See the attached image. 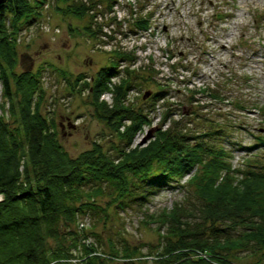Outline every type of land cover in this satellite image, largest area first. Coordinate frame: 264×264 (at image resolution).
Segmentation results:
<instances>
[{
    "label": "trees",
    "instance_id": "1",
    "mask_svg": "<svg viewBox=\"0 0 264 264\" xmlns=\"http://www.w3.org/2000/svg\"><path fill=\"white\" fill-rule=\"evenodd\" d=\"M101 4L0 3V264H147V259L151 264H264V136L254 135L251 144L242 145L230 139L234 123L195 111L173 117L161 85L146 108L126 103L137 78L130 69L132 54L109 50L107 65L92 81L82 73L70 79L60 72L68 86L82 82L80 86L93 94L95 116L117 141L108 149L93 141L74 157L59 144L52 119L40 110V68L15 71L16 41L46 6L64 17L85 18L78 29L96 39L91 21ZM135 21V28L148 26V19ZM120 62L127 64L119 68ZM114 77L117 82L111 81ZM200 90L218 100L212 91ZM103 92L110 93V102L99 99ZM156 105L162 108L161 126L144 145L132 146ZM237 108L244 109L243 104L237 103ZM236 150L246 152L247 158L233 167L231 153ZM165 187L184 188L183 198L170 208L148 212L145 206ZM127 208L141 211L143 225H153L156 243L109 240L107 249H101L90 220L96 216L104 222L108 209L118 213ZM239 252L248 259L240 260Z\"/></svg>",
    "mask_w": 264,
    "mask_h": 264
},
{
    "label": "rangeland",
    "instance_id": "2",
    "mask_svg": "<svg viewBox=\"0 0 264 264\" xmlns=\"http://www.w3.org/2000/svg\"><path fill=\"white\" fill-rule=\"evenodd\" d=\"M97 8L100 13L91 21L96 39L78 29L85 18L64 17L46 6L38 21L16 41L15 71L40 68V110L52 119L57 140L70 156L90 148L93 141L111 148L117 137L95 116L93 94L80 86L82 82L68 86L60 72L69 74L70 79L82 73L85 80L92 81L100 67L107 65L108 51L114 48L134 57L130 69L137 78L126 103L146 108L148 98L161 85L167 91L166 103L171 105L173 117L182 111L190 116L195 111L234 123L230 139L242 145L251 144L254 135H263L259 129L264 128V0H102ZM140 18L148 19L147 27L133 26ZM126 64L120 62L119 68ZM111 81L117 82V77ZM200 89L217 94L218 100L198 92ZM99 99L110 102L111 95L103 92ZM237 103L244 109H238ZM161 115L160 105L150 110V122L135 134L132 146L147 142L161 126ZM245 158L246 152L233 151L230 164L242 166ZM184 192V188L165 187L145 207L153 213L170 208ZM108 212L104 222L96 216L90 220L94 223L90 230L99 233L101 249H107L109 240L116 244L122 239L133 245L156 243L153 225L140 222V210ZM242 253H238L240 260H247Z\"/></svg>",
    "mask_w": 264,
    "mask_h": 264
},
{
    "label": "water",
    "instance_id": "3",
    "mask_svg": "<svg viewBox=\"0 0 264 264\" xmlns=\"http://www.w3.org/2000/svg\"><path fill=\"white\" fill-rule=\"evenodd\" d=\"M6 0H0V3H3V2H5ZM186 112H188V111H186ZM259 132H261L262 134H263V136H264V128H260L259 129Z\"/></svg>",
    "mask_w": 264,
    "mask_h": 264
},
{
    "label": "built area",
    "instance_id": "4",
    "mask_svg": "<svg viewBox=\"0 0 264 264\" xmlns=\"http://www.w3.org/2000/svg\"><path fill=\"white\" fill-rule=\"evenodd\" d=\"M0 199H1V196H0Z\"/></svg>",
    "mask_w": 264,
    "mask_h": 264
}]
</instances>
